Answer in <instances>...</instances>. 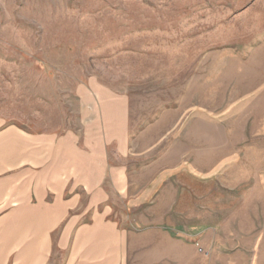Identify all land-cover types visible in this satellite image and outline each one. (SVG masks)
Segmentation results:
<instances>
[{
    "label": "rangeland",
    "instance_id": "1",
    "mask_svg": "<svg viewBox=\"0 0 264 264\" xmlns=\"http://www.w3.org/2000/svg\"><path fill=\"white\" fill-rule=\"evenodd\" d=\"M102 90L128 264H264V0H0L4 127L102 126Z\"/></svg>",
    "mask_w": 264,
    "mask_h": 264
},
{
    "label": "crops",
    "instance_id": "2",
    "mask_svg": "<svg viewBox=\"0 0 264 264\" xmlns=\"http://www.w3.org/2000/svg\"><path fill=\"white\" fill-rule=\"evenodd\" d=\"M102 94L103 125L84 131L32 134L0 120V264H128L112 200L128 192V104Z\"/></svg>",
    "mask_w": 264,
    "mask_h": 264
}]
</instances>
